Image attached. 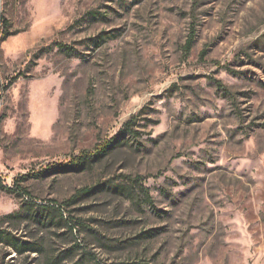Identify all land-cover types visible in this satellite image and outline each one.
Masks as SVG:
<instances>
[{
    "label": "rangeland",
    "instance_id": "obj_1",
    "mask_svg": "<svg viewBox=\"0 0 264 264\" xmlns=\"http://www.w3.org/2000/svg\"><path fill=\"white\" fill-rule=\"evenodd\" d=\"M0 13V182L21 186H0V231L42 249L1 243L0 264H264V0ZM111 138L92 168L46 171Z\"/></svg>",
    "mask_w": 264,
    "mask_h": 264
},
{
    "label": "trees",
    "instance_id": "obj_2",
    "mask_svg": "<svg viewBox=\"0 0 264 264\" xmlns=\"http://www.w3.org/2000/svg\"><path fill=\"white\" fill-rule=\"evenodd\" d=\"M0 20L2 23V33H1V37L0 40H4L6 39L10 34H12V32H9V20L2 14L0 13ZM193 34L189 37V39L187 40V43L185 45V50H187V52L190 51L194 38H193ZM101 36H98L97 38H89V41H96L95 43H100L101 40H98V38H100ZM61 50L65 51L67 54L72 55L73 53V48H71V46L66 45V44H62L59 43L57 44ZM218 86L221 87V83L220 81L217 82ZM133 124H134V120L131 119L128 122L125 123L124 127L120 130V133L122 135L128 133L130 135H135L137 134L136 131L133 130ZM115 144V138H111L108 139L107 141H104L101 146L99 147H95L94 150H83L81 151L80 154L74 156L73 158H71L69 161L67 162H61L55 165H51L47 168V172L50 171H56V172H83L85 170H88L90 168H92L94 165H96L97 163H99L108 153L109 151L112 149V147ZM24 179V177L22 178ZM108 185V184H107ZM0 186L7 189L10 192H17L20 194L19 190L20 187L18 184L17 186H15L14 184L10 186H7L6 184H3L2 182H0ZM118 187L120 188L122 186V184H109L108 187ZM124 187L122 186L121 189H123ZM142 193L145 196L146 200L150 203L153 204L151 197L149 195V192L147 190V188H143L141 187ZM91 191V189L89 188H85L83 190H81L79 193L85 192V193H89ZM77 196V195H76ZM76 196L72 197L69 201L66 202V204H70V203H74L76 201ZM45 208H50V207H45ZM52 208L56 211H58V213H60V220H64V223L66 225H68L67 219H64V215L62 213V209L60 207H55L52 206ZM3 243L4 245H7L9 247H11L14 251H16L18 254H23L26 252H39L41 253L42 249L40 247L39 244H37L36 242H29V241H20L18 238H16L15 236L9 234V233H5L3 231H0V244Z\"/></svg>",
    "mask_w": 264,
    "mask_h": 264
}]
</instances>
